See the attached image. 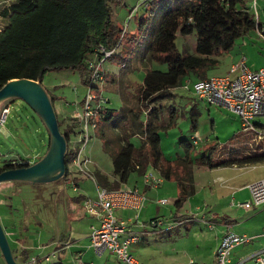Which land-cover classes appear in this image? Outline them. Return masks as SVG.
Listing matches in <instances>:
<instances>
[{"label":"rangeland","instance_id":"1","mask_svg":"<svg viewBox=\"0 0 264 264\" xmlns=\"http://www.w3.org/2000/svg\"><path fill=\"white\" fill-rule=\"evenodd\" d=\"M10 1L0 0V6ZM165 1L168 0H119V4L111 7V19L121 30L125 29L124 40L126 37L139 34V32L147 35L156 25L162 11L175 4V0H172V3L168 1L167 4ZM246 1L249 7H252L254 1L256 12L254 18L263 24L264 0ZM144 2L149 5L147 11L143 10ZM131 7H135V9L132 10L130 18H127ZM142 18H146V22L139 30L137 25ZM256 39L258 38L254 30L248 31L241 38L235 40L229 51L217 56V62L208 66L203 75L234 77L236 72L229 71L230 65L236 64L242 56L245 58L246 64L250 67L253 66L254 69L264 66V42L260 41L261 38ZM194 42L193 33L188 35L175 33L174 43L179 52L193 54ZM122 47H125L124 41ZM137 51L139 48L131 51V54L133 53L135 56L134 58L131 56L128 61L129 69H122L120 63L108 59L100 64L103 82L99 94L102 98H106L102 101L103 106L118 111L119 108L132 105L133 98L128 95H132L134 85L141 82L144 69L165 70L163 64L142 61L143 58L136 56ZM193 79V74H188L186 78L180 79L176 86L169 89L171 94L158 101L166 109L168 106L174 108V112L169 111V114L173 116L172 123L164 130L159 131V147L163 156L166 159H172L181 154L183 149L178 141L180 139L190 141V137H194L190 153L191 159L207 152L214 159L247 153L250 150V140L253 134L248 128L241 125V120L238 117L225 108L198 100L190 85ZM186 80L188 89L184 88ZM40 85L49 99L51 98L50 102L59 121V128L62 129L65 124L72 121L70 119H74L75 112L81 111V103L85 98L87 88L80 82L77 72L70 69H53L45 72L41 77ZM2 103L0 105H3ZM6 105H8L9 111L5 122L0 126V165L4 160L33 162L37 154L44 153L43 140L47 138L44 126L38 116L21 100L13 99ZM191 108L198 112L196 126L193 129L190 126L189 110ZM166 119L167 116L163 114L162 120L166 122ZM74 120L73 131L68 138L69 148L81 146L79 142L80 126L77 120ZM119 124L120 121L117 120L115 126L105 123L95 129L89 128L88 142L80 152V157L84 160L80 163V168L72 162L68 164L69 174L67 177L78 178L79 186L85 187L90 195L94 194L93 183L101 182V179L104 180L101 173L105 176L111 175L110 154L121 143ZM105 140L106 143H104ZM129 140L133 143L137 142V138L134 136H129ZM192 168L194 193L185 198L179 208L173 206L175 195L172 181H164L163 186H159L156 190L158 193L156 195H151L145 190V195L143 194L145 207L150 208V204L153 205L156 198L166 200L160 205L163 210L161 214L163 223L157 224L156 221L154 224L151 222L152 220L150 221L149 218L154 216L152 210H142L141 213L127 209L114 208L112 210L114 214L121 216V219L131 216V230L140 240L137 243H131L128 250L131 256L140 263L182 264L188 259H193L199 264H211L214 253H212V243L216 230L221 228L219 225L220 215L225 212L226 208L224 200L218 199L219 182L215 177L226 170L224 167L207 169L195 165H192ZM59 180L62 178L51 183L38 182L33 186L21 183L16 191V195L22 199L24 205L21 216L27 221V225H23L25 228L24 230L22 228L21 236L25 238V246L30 248L27 251L28 255L38 257L39 260L35 264L55 262L71 264L70 254L71 259H76L72 250V253L67 249H64L63 252L54 250L59 244L73 243L67 232L63 205L57 197L59 193L62 194L58 184ZM106 186L108 189L113 188L108 183ZM154 189L152 188V190ZM31 213L40 218L39 224L33 222ZM149 213L152 214L151 217H149ZM214 215L218 217H213ZM42 247L45 249L42 250ZM11 248L13 249L12 245ZM52 250L56 251L54 256L49 257L48 261H44L43 256L49 255ZM110 257H108L110 264H117L114 258ZM0 264H4L1 256Z\"/></svg>","mask_w":264,"mask_h":264},{"label":"trees","instance_id":"2","mask_svg":"<svg viewBox=\"0 0 264 264\" xmlns=\"http://www.w3.org/2000/svg\"><path fill=\"white\" fill-rule=\"evenodd\" d=\"M116 4L119 0H11L1 5L0 86L15 78L40 83L42 75L53 69L74 70L86 85L91 73L88 64L101 58V48L112 49L107 59L120 63L122 69H129L128 61L135 56L131 51L139 48L138 58L163 64L165 70L145 68L141 82L134 85L132 105L118 111L103 106L97 117L96 128L105 123L115 126L120 121L121 143L110 154L111 172L119 183H125L130 173L142 175L149 168L161 180L174 183L173 205L179 208L194 193L192 165L215 169L264 163V151L253 150L216 159L207 152L191 159V139L178 141L183 151L172 159H166L159 147V131L172 123L169 111L174 112L172 106L166 109L158 103L159 99L169 96V89L188 74H193L194 80L205 78L204 70L214 65L216 57L229 51L235 40L248 31L256 28L264 36V23L254 18L247 1L175 0L174 5L162 11L147 35L139 32L125 40V29L120 36L121 28L111 19V7ZM143 5L147 11L148 3ZM145 22L146 18L140 19L137 28L141 30ZM176 32L194 34L193 54L176 49ZM123 41L125 47H122ZM12 100L6 99L2 104ZM163 114L167 116L166 122L162 120ZM189 114L193 129L198 112L191 108ZM70 120L60 129L57 119L59 131L66 138L62 179L67 178L68 164L77 150L68 147L69 134L75 125L74 119ZM45 132L48 137L46 129ZM129 136L136 137L137 142H131ZM23 163L25 160H4L0 171L26 165Z\"/></svg>","mask_w":264,"mask_h":264},{"label":"built area","instance_id":"3","mask_svg":"<svg viewBox=\"0 0 264 264\" xmlns=\"http://www.w3.org/2000/svg\"><path fill=\"white\" fill-rule=\"evenodd\" d=\"M144 7V5H143ZM130 10L127 18H130ZM253 15L254 1L250 7ZM124 28L120 34H123ZM259 37H264L257 30ZM101 58L98 61H92L88 64L91 73L88 83L85 85L87 93L81 103V111L74 113V119L80 126V143L77 148L76 155L71 162L80 168V163L84 160L80 157L81 149L87 144L89 139V128L95 129L99 111L103 107V100L99 94L103 74L100 70V64L107 59L112 53L111 50H103L101 48ZM230 72H236L234 77L228 75L209 76L193 81L191 89L198 100L207 104H213L225 108L241 120V125L248 128L255 137H261L264 133L258 131L253 126V119L264 117V66L256 69L248 68L241 57L236 64L230 65ZM184 88L188 89L187 80ZM93 90V92H92ZM9 108L8 105L0 106V126L7 118ZM194 144V137H190ZM142 181L145 185L156 187L160 184L161 179L152 172L146 170L142 174ZM65 183L69 184L73 190L76 186L71 177L65 178ZM95 197L84 198L82 205L86 212L97 215L98 225L93 227L89 233V246L99 255L102 252H108L116 258L120 264H140L129 253L128 246L138 241V236L131 230V219L123 220L117 218L113 209H128L137 213L143 206L144 195L135 187H123L117 189H108L101 187L94 182ZM249 191V200L241 203L244 208L250 206H259L264 204V179L251 182L247 185ZM165 199H159L158 203H165ZM152 222V221H151ZM264 231V227H263ZM248 236L244 234H236L231 231L222 233L218 245L213 253L214 264H229V251L232 247L247 242ZM55 252L45 256L53 257ZM254 261L257 264H264V249L254 255ZM83 264H92L90 262ZM182 264H199L193 259H188Z\"/></svg>","mask_w":264,"mask_h":264},{"label":"crops","instance_id":"4","mask_svg":"<svg viewBox=\"0 0 264 264\" xmlns=\"http://www.w3.org/2000/svg\"><path fill=\"white\" fill-rule=\"evenodd\" d=\"M132 8L133 7H131V9ZM253 30L257 38L258 39L261 38L260 41L264 42V37L258 36L257 29L255 28ZM244 62H245V58H244ZM246 66L248 68L254 69L252 68L253 66L250 67L247 64ZM193 81L195 80L193 79ZM129 96L132 95H128V97ZM253 126L256 130L262 131L264 133V117L255 118L253 122ZM43 141H44L43 150L45 152L48 147V137L45 138ZM250 141H251V145H250V150H248V152L252 150L254 152L264 151V134L261 137L259 136L255 137L253 135ZM43 154L39 153L36 155V157L42 156ZM25 162L31 163L29 161H25ZM148 169L149 168H147V170ZM224 169L226 170L225 172L223 171L222 173H219L215 177L219 182V186L217 187L219 192L218 199L224 200L226 208L224 209L225 212H222V214L220 215L221 221L219 225L221 228L216 230V235L214 236V242L212 243V253L216 249L222 233L228 230L233 233L244 234L249 237L247 242L238 244L230 249L229 264H257L254 261V255L264 249V231H263L264 204L259 206H250L249 208H244L240 204L249 200V191L247 189V185L251 182L264 179V163L255 164V165H245V166L233 165L229 167H224ZM154 174L157 176L156 173ZM101 175L104 180L101 179V182H95L97 185L101 187L108 188L106 186V183H108L110 186H113V188L111 189H117L114 186H117L118 188L135 187L136 189H138V191H141L144 195H145V190L151 195L158 194L156 191L158 187L163 186L164 181L165 182L171 181V180L162 179L160 184H158L156 187H150L143 183L142 175H138L135 172L129 174L128 179L125 183H119L117 181V178L112 174V172L110 176L108 175L105 176L102 173ZM73 178L75 179V181L73 180ZM71 179L76 186V190H73L69 184H66L65 179L59 180L58 184L60 186L59 188L62 194L59 193L57 197L59 199V202H61V204L63 205L64 220L67 223V232L69 235V239L73 243L66 245L59 244L58 246L55 247L56 249L54 250H57V252H63L64 249L70 251L72 250L76 259L75 258L71 259L70 258L71 254H70L69 261L71 264H83L88 262L92 264H110L108 259V257L111 258L110 256L114 258V261L117 264H120L116 260L114 255L106 251L97 255L93 251V249L89 246L88 236L91 229L98 225V217L97 215L86 212L82 205V201L84 198L93 199L95 197L94 183H93L94 194L90 195L87 193V190H85V187L79 186L80 181L78 180V178L72 176ZM21 183H28L31 184L32 186L33 184H35L30 182H18V181L0 182V225L5 233L6 240L8 242L9 248L11 250L12 256L16 264H27L29 262L35 264L39 259L37 256L30 257L28 255L27 251L30 248L27 247V245L25 246L24 244L25 238L24 237L22 238L21 236L22 233L21 230L22 228L23 230L25 228L23 225H27L26 219H24V217L21 216V212L24 211V205L22 199L18 195H16V191H18V186ZM152 188L155 189L152 190ZM173 188H174L173 193L175 195L176 188L174 183H173ZM159 199L162 198H156L153 201V205L150 204V208L145 207V201H144L142 208L137 213L143 212L142 210H148V211L152 210L153 211L152 214L154 216H152V214L149 213V217L152 216L151 218H149L150 221L152 220V223L154 224L156 221L157 224L163 223L162 222L163 220L161 219V214L163 213V210L162 207L160 206L162 204L158 203ZM30 215L33 222L39 224L40 218L34 213H31ZM114 215L117 218H121V216H118L116 214ZM213 217L217 218L218 216L214 215ZM130 218L131 216L130 217L128 216L123 219H130ZM129 223H131V221ZM207 228H211V227H207ZM139 240L140 239L138 238V241ZM11 245L13 249L11 248ZM41 249L44 250L45 247H42ZM54 250H52L50 253L56 252ZM103 254L105 256L102 259ZM49 255H45V256H49ZM45 256H43V259ZM213 260L214 258L212 257L211 264H214ZM138 263L140 262L138 261ZM62 264L64 263L62 262Z\"/></svg>","mask_w":264,"mask_h":264},{"label":"water","instance_id":"5","mask_svg":"<svg viewBox=\"0 0 264 264\" xmlns=\"http://www.w3.org/2000/svg\"><path fill=\"white\" fill-rule=\"evenodd\" d=\"M9 98L21 100L38 116L48 133V147L42 156L35 157V161L0 171V182L46 183L58 180L65 172L66 138L59 131L47 93L37 80L15 78L0 86V103ZM0 255L5 264H16L1 225Z\"/></svg>","mask_w":264,"mask_h":264}]
</instances>
